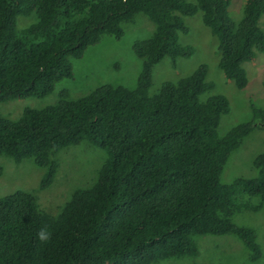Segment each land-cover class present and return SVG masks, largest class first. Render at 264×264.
Instances as JSON below:
<instances>
[{
    "label": "trees",
    "instance_id": "trees-1",
    "mask_svg": "<svg viewBox=\"0 0 264 264\" xmlns=\"http://www.w3.org/2000/svg\"><path fill=\"white\" fill-rule=\"evenodd\" d=\"M231 0H0V103L44 99L64 79H74L71 59H81L104 37L120 40L139 14L153 35L133 44L142 60L137 87L104 85L58 104L26 109L20 120L0 114V157L33 160L46 170L41 189L55 180L63 149L88 142L108 158L88 189L76 190L58 216L42 211L24 191L0 198V264H158L196 257L194 237L233 235L251 261L262 258L253 229L240 227L241 209L264 208V153L257 175L221 181L226 166L254 131H264V109L220 137L231 111L213 90L207 66L150 96L155 67L169 58L190 59L194 48L179 43L190 32L184 18L202 13L218 39L219 68L240 89L249 83L244 64L264 54L259 22L264 0H247L241 22ZM37 12L38 22L18 30V17ZM0 165V177L3 174ZM245 199L248 201L245 202ZM255 202V204H251Z\"/></svg>",
    "mask_w": 264,
    "mask_h": 264
},
{
    "label": "rangeland",
    "instance_id": "rangeland-1",
    "mask_svg": "<svg viewBox=\"0 0 264 264\" xmlns=\"http://www.w3.org/2000/svg\"><path fill=\"white\" fill-rule=\"evenodd\" d=\"M188 1L195 3V0ZM246 1L231 0L230 16L237 25L243 18ZM184 20L190 32L180 34L179 43L185 47H193L194 55L190 59H178L176 69L172 67L169 58L159 63L153 72L149 94L154 96L164 83H176L190 76L202 65L207 66L206 82L213 83L214 88L204 94L201 101L214 95H224L229 100L231 111L222 117L219 126L220 137H224L235 126L253 119L252 104L264 109V54L258 53L254 61L244 64L249 83L246 89L240 90L219 68L218 39L204 25L202 13L185 17ZM37 22V12L30 17H18L17 29L28 28ZM259 26L264 31V15ZM124 29L125 35L120 40L106 36L100 44L90 47L83 58L71 59L74 79L62 80L47 98L0 103V114L18 121L26 109H43L58 104L63 91H69L72 99L76 100L104 85L135 89L143 62L134 53L133 44L150 38L155 25L146 15L139 14L132 23L124 25ZM262 153L264 131H254L230 158L221 178L222 183L231 184L239 177H255L257 170L253 162ZM107 158L103 149L88 142L65 148L54 158L59 164L54 182L41 189L45 169L36 166L33 160L16 164L11 158L1 156L0 165L4 171L0 177V198L19 191L32 193L42 211L58 216L76 190L92 187ZM234 222L256 232L262 249L260 260L251 261L242 241L233 235H202L194 237L198 249L196 257L169 259L158 264H264V208L259 211L241 209L234 215Z\"/></svg>",
    "mask_w": 264,
    "mask_h": 264
}]
</instances>
